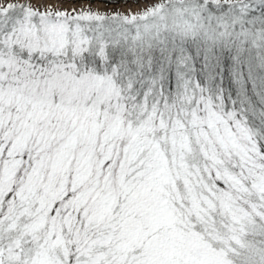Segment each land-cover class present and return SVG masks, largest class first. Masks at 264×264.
Segmentation results:
<instances>
[{"label":"snow or ice","instance_id":"1","mask_svg":"<svg viewBox=\"0 0 264 264\" xmlns=\"http://www.w3.org/2000/svg\"><path fill=\"white\" fill-rule=\"evenodd\" d=\"M0 264H264V0H0Z\"/></svg>","mask_w":264,"mask_h":264},{"label":"rangeland","instance_id":"2","mask_svg":"<svg viewBox=\"0 0 264 264\" xmlns=\"http://www.w3.org/2000/svg\"><path fill=\"white\" fill-rule=\"evenodd\" d=\"M146 5L144 3H140V4H128V5H123L120 7V10L122 11H126L128 8H131V10L133 11H139L141 10V8L145 7Z\"/></svg>","mask_w":264,"mask_h":264}]
</instances>
